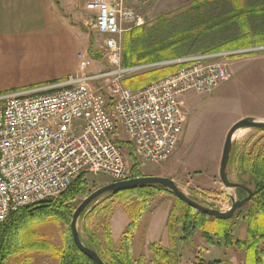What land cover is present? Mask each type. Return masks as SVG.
<instances>
[{"label": "rangeland", "instance_id": "obj_1", "mask_svg": "<svg viewBox=\"0 0 264 264\" xmlns=\"http://www.w3.org/2000/svg\"><path fill=\"white\" fill-rule=\"evenodd\" d=\"M124 1L134 13V20L122 28L118 40L121 58H124L125 53L129 58L140 57L156 45L188 35L199 24L198 13L204 22H215L220 25L211 28L200 37L176 43L169 47L166 53L162 52L159 55L182 58L202 54L208 50L232 48L231 45H234L233 47L264 45V0H237L240 11H237L236 0ZM80 4L83 13L84 2L80 0ZM235 10L238 14L242 13L241 19H230V13ZM82 19L70 22H73L76 30L87 38L85 53L93 61L90 72H101L108 68L103 53L104 38L93 28L85 10ZM230 43L233 44L229 45ZM226 64L229 79L213 92L198 95L189 91L182 95L185 121L175 151L166 161L151 166L142 173L144 177L170 179L185 196L196 198L200 205L221 212L230 208L229 197L235 200L246 197L244 192L223 188L218 178V166L226 133L233 124L247 117L264 122V50L230 58ZM120 137L123 140V136ZM123 149L128 153L125 145ZM252 149L254 154L259 152L264 155V131L246 129L233 138L231 163L227 166L229 181L247 184L248 177L239 170V159L243 153L246 154ZM85 179L89 191L87 195L113 183L112 179L104 176L88 175ZM86 197H76L67 204L75 210ZM57 198L52 200L56 201ZM144 200H147V205L138 227V230L143 229V232L139 233L140 236L136 240L134 234L131 254L134 262L142 257L145 264H148L147 244L152 242L153 238H157L159 233L161 236L160 229L164 216L178 204L173 195L166 191L151 193ZM137 206L139 203L136 196L131 198L127 194H122L100 197L85 210L79 220L77 230L80 237L84 239L88 232H97V225L101 222L99 218L105 220L103 216L105 215L106 219L109 218L112 243L119 249L122 236ZM246 211L247 209H242L243 214ZM69 225L70 220L54 217L32 222L22 233L21 243L26 246L25 250L4 264H57L59 253L70 233ZM228 225L231 226L233 238L239 241L247 238L246 225L242 219H231ZM207 226L210 228L209 223ZM165 232L163 238L161 237L165 242L163 241L164 245L161 246L167 248ZM195 244L199 250L193 254L184 248L183 243H177L181 264H198V259L204 264L213 261H225L228 264L245 262V253L234 248H224L222 239H213L214 246H211L198 235Z\"/></svg>", "mask_w": 264, "mask_h": 264}, {"label": "built area", "instance_id": "obj_2", "mask_svg": "<svg viewBox=\"0 0 264 264\" xmlns=\"http://www.w3.org/2000/svg\"><path fill=\"white\" fill-rule=\"evenodd\" d=\"M82 1L104 38L108 68L92 73V59L80 54L77 72L60 82L0 93V226L12 213L58 197L81 176L113 182L144 177L145 169L166 161L177 147L185 121L181 96L213 92L229 79L228 59L264 50L255 46L124 67L118 40L134 13L124 0ZM172 66L179 68L137 90L123 85Z\"/></svg>", "mask_w": 264, "mask_h": 264}, {"label": "trees", "instance_id": "obj_3", "mask_svg": "<svg viewBox=\"0 0 264 264\" xmlns=\"http://www.w3.org/2000/svg\"><path fill=\"white\" fill-rule=\"evenodd\" d=\"M236 2L238 7L237 11H240L238 1L236 0ZM241 14L242 13L238 14L235 10L230 13V19H241ZM197 16L200 17V13H198ZM199 17L197 18L199 24L196 25L188 35L179 36L176 40H169L162 45H156L145 54L143 53L140 57L129 58L125 53L124 58L122 57V65L125 67L129 65L177 59L173 58L175 56L165 57L159 54L162 52L164 53L169 47L176 43H181L184 40L188 41L189 38L195 39L200 37L203 33L211 30V28L214 29V27L220 25V23L218 24L215 22H204L203 19ZM242 42L244 41L242 40ZM231 44L233 43H230L229 45ZM231 46L232 48L208 50L204 53L249 48L243 46ZM178 68V66H172L156 69L138 77L125 80L123 85L131 90H137L172 74ZM230 158L228 165L231 163ZM239 170L243 175L248 177V180L246 182L247 184L241 182L238 184L251 189L252 198L246 205L237 211L232 219H242L244 221L247 238L243 241L233 238L231 226L228 225L231 219L228 221H220L210 218L196 212L173 196L178 206L170 209L165 223L168 247H163L160 243L150 244L148 247V264H181V256L177 253V243H183L186 250L195 254L197 250H199V247L195 244V239L198 235L211 246H214L213 239H222L224 248H234L237 251H243L245 253L244 264H264V155L259 152L254 154V149L246 154L243 153L239 159ZM162 191L166 190L158 187L146 186L118 193L106 194L109 196L127 194V196L131 198L136 196L139 206L136 207L134 214L131 216V221L122 236L119 249H116L112 243L109 218L107 217L106 219L105 215H103L105 220L99 218L101 219V222L97 225V232H88L84 239L81 238L83 245L94 251L104 264H145V260L142 257L139 258L137 262L132 260L131 249L134 238L133 236L137 229L138 222L145 214L147 200L145 201L144 198H148L151 193ZM88 193V185L85 176H81L66 191L61 193L56 201L42 202L36 206H29L12 213L0 226V264L6 263L10 258L19 256V252L25 250L26 246L21 243L22 233L26 231L25 229L30 226L32 222L48 217L68 219L71 222L75 210L71 209L67 203L74 200L76 197L88 196ZM242 209H247L245 214L242 213ZM208 223L210 228L207 226ZM211 234H213V236H211ZM57 264L93 263L76 249L71 234L68 233L66 243L59 253ZM198 264L204 263H202L201 259H198ZM207 264L228 263L225 261H213Z\"/></svg>", "mask_w": 264, "mask_h": 264}, {"label": "crops", "instance_id": "obj_4", "mask_svg": "<svg viewBox=\"0 0 264 264\" xmlns=\"http://www.w3.org/2000/svg\"><path fill=\"white\" fill-rule=\"evenodd\" d=\"M80 5V0H0V93L57 83L77 72L88 42L70 22L83 20ZM167 216L161 236L147 245H164ZM139 223L135 240L143 232Z\"/></svg>", "mask_w": 264, "mask_h": 264}, {"label": "water", "instance_id": "obj_5", "mask_svg": "<svg viewBox=\"0 0 264 264\" xmlns=\"http://www.w3.org/2000/svg\"><path fill=\"white\" fill-rule=\"evenodd\" d=\"M246 129L264 130V122L258 121L251 117H247L233 124V126L226 133L218 168V178L223 188L230 191H243L246 194V197L244 199L235 200L233 197H229L230 208L225 212H221L200 205L196 198L185 196L178 189L177 185L172 180L167 178L141 177L124 182H113L92 192L75 209L71 218L69 230L76 249L93 264H104L94 251L83 245L81 237L77 230V225L85 210L97 199L109 193H118L121 191L146 186L158 187L170 192L177 200L184 203L198 213L220 221H228L232 219L237 211L240 210L244 205H246L252 198L251 189L247 188L244 185L229 181L227 175V166L231 154L233 138L236 133Z\"/></svg>", "mask_w": 264, "mask_h": 264}, {"label": "bare ground", "instance_id": "obj_6", "mask_svg": "<svg viewBox=\"0 0 264 264\" xmlns=\"http://www.w3.org/2000/svg\"><path fill=\"white\" fill-rule=\"evenodd\" d=\"M238 135H239V132L235 134V136H238ZM235 136H234V137H235Z\"/></svg>", "mask_w": 264, "mask_h": 264}]
</instances>
